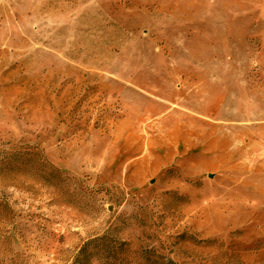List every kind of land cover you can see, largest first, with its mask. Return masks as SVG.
Wrapping results in <instances>:
<instances>
[{
	"label": "rangeland",
	"instance_id": "374dc122",
	"mask_svg": "<svg viewBox=\"0 0 264 264\" xmlns=\"http://www.w3.org/2000/svg\"><path fill=\"white\" fill-rule=\"evenodd\" d=\"M103 236L264 264V0H0V264Z\"/></svg>",
	"mask_w": 264,
	"mask_h": 264
},
{
	"label": "trees",
	"instance_id": "16d2710c",
	"mask_svg": "<svg viewBox=\"0 0 264 264\" xmlns=\"http://www.w3.org/2000/svg\"><path fill=\"white\" fill-rule=\"evenodd\" d=\"M106 237L95 238L88 241L79 251L78 255L75 257L73 264H90L92 259L95 257V253L90 252V247L100 243H104ZM123 244V243H122ZM122 246V245H121ZM165 264H175L172 260H166Z\"/></svg>",
	"mask_w": 264,
	"mask_h": 264
}]
</instances>
